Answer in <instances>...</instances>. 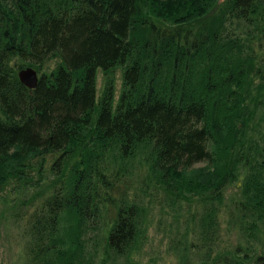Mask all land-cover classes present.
Segmentation results:
<instances>
[{"label":"trees","instance_id":"trees-1","mask_svg":"<svg viewBox=\"0 0 264 264\" xmlns=\"http://www.w3.org/2000/svg\"><path fill=\"white\" fill-rule=\"evenodd\" d=\"M256 32L264 0H0V191L46 193L26 214L25 264H89L84 250L101 223L95 184L113 190L111 159L137 154L164 191L194 195L210 252L222 189L259 149ZM117 65L114 103L111 82L97 95L96 74ZM26 66L37 70L34 87L18 77ZM258 171L244 196L264 211ZM134 204L119 206L109 247L133 238Z\"/></svg>","mask_w":264,"mask_h":264},{"label":"rangeland","instance_id":"rangeland-1","mask_svg":"<svg viewBox=\"0 0 264 264\" xmlns=\"http://www.w3.org/2000/svg\"><path fill=\"white\" fill-rule=\"evenodd\" d=\"M254 35L260 39L262 45H257V40L254 44L264 58V50H259L261 46L264 49V35L261 32ZM122 72L120 65L109 72L98 69L97 95L100 96L107 82H111L116 103L123 88ZM261 93L262 101L254 113L257 119L252 131L259 145L256 160L251 154V165H241L236 178L222 189L217 241L211 245L209 253L203 245L207 241L200 239L197 224L194 223V216L197 218L199 213L194 208V195L186 193L184 196H176L164 191L148 174V161L137 154L126 159H111L115 165L110 167L115 169L112 175V179H115L113 190L95 184L101 223L90 235L84 250L88 263L224 264L227 256L237 259V264H256V255L264 253V215L262 218L257 215L264 211H255L248 205L249 199L244 196V183L253 166L260 167L258 175L264 182V88ZM248 149L252 151L247 145ZM45 173L51 174L48 164ZM5 189L0 191V264H25L23 227L26 214L39 204V196L44 197L46 193H40L39 189H33L34 192H18L10 186ZM33 193L38 196L32 198ZM131 202L137 206L136 232L126 247L118 251L107 245L106 236L119 206H127Z\"/></svg>","mask_w":264,"mask_h":264},{"label":"water","instance_id":"water-1","mask_svg":"<svg viewBox=\"0 0 264 264\" xmlns=\"http://www.w3.org/2000/svg\"><path fill=\"white\" fill-rule=\"evenodd\" d=\"M20 80L29 87H34L38 80L37 70L32 66H26L18 71Z\"/></svg>","mask_w":264,"mask_h":264},{"label":"bare ground","instance_id":"bare-ground-1","mask_svg":"<svg viewBox=\"0 0 264 264\" xmlns=\"http://www.w3.org/2000/svg\"><path fill=\"white\" fill-rule=\"evenodd\" d=\"M19 77V76H18ZM20 79V78H19ZM21 81V80H20ZM22 82V81H21Z\"/></svg>","mask_w":264,"mask_h":264}]
</instances>
